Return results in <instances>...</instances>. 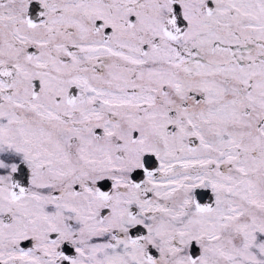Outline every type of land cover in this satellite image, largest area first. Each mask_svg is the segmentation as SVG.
<instances>
[{"label": "snow or ice", "instance_id": "snow-or-ice-1", "mask_svg": "<svg viewBox=\"0 0 264 264\" xmlns=\"http://www.w3.org/2000/svg\"><path fill=\"white\" fill-rule=\"evenodd\" d=\"M0 264H264V0H0Z\"/></svg>", "mask_w": 264, "mask_h": 264}]
</instances>
